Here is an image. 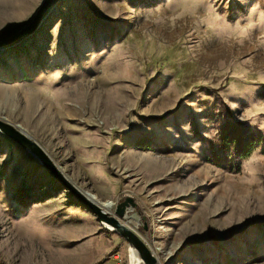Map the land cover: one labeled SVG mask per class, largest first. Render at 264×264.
Listing matches in <instances>:
<instances>
[{
    "label": "rangeland",
    "instance_id": "obj_1",
    "mask_svg": "<svg viewBox=\"0 0 264 264\" xmlns=\"http://www.w3.org/2000/svg\"><path fill=\"white\" fill-rule=\"evenodd\" d=\"M44 1L0 0V41ZM228 115L264 134V0H62L0 51V121L112 202L109 217L132 199L121 223L159 264H264L248 251L264 224V149L238 172L207 161ZM132 250L0 132V264H132Z\"/></svg>",
    "mask_w": 264,
    "mask_h": 264
},
{
    "label": "water",
    "instance_id": "obj_2",
    "mask_svg": "<svg viewBox=\"0 0 264 264\" xmlns=\"http://www.w3.org/2000/svg\"><path fill=\"white\" fill-rule=\"evenodd\" d=\"M61 1L62 0H45L42 6L38 9L32 22L25 29H23L16 36L0 41V51L12 49L28 40L35 32L38 31L42 24L54 14ZM0 132L11 138L24 150L35 156L42 166L47 168L53 176L57 177V179L63 183L65 188L73 192L79 202H83L90 207L100 223L107 224L112 227L114 232H117L128 244L133 247L143 264H159L157 257L153 254L146 243L134 231L121 223V220L127 216L128 208H130V206L135 207V203L132 199H126L125 202L118 206V218L109 217L108 213H106L101 206L94 203L87 195L79 192L65 179L38 144L33 142L12 125L5 124L1 121Z\"/></svg>",
    "mask_w": 264,
    "mask_h": 264
},
{
    "label": "trees",
    "instance_id": "obj_3",
    "mask_svg": "<svg viewBox=\"0 0 264 264\" xmlns=\"http://www.w3.org/2000/svg\"><path fill=\"white\" fill-rule=\"evenodd\" d=\"M222 118L224 120L220 122V125L217 124L219 128L215 140L211 141L208 147L207 161L223 169L238 172L242 163L249 159L254 152L264 149V134L248 125L236 122L230 115L222 116ZM251 227L255 228L261 237L257 244L258 250L248 248L249 255L254 261L264 260V224L253 223ZM246 233L233 234L227 239L214 242L216 246L224 245L236 240L237 237H244L247 235ZM219 262L221 263V261Z\"/></svg>",
    "mask_w": 264,
    "mask_h": 264
},
{
    "label": "bare ground",
    "instance_id": "obj_4",
    "mask_svg": "<svg viewBox=\"0 0 264 264\" xmlns=\"http://www.w3.org/2000/svg\"><path fill=\"white\" fill-rule=\"evenodd\" d=\"M23 131H25L23 128H21ZM94 203L100 205L104 209L111 210L114 207V204L112 202H106V203H100L97 199V197L93 194L87 195ZM106 228L109 230L113 231V228L110 227L107 224H103ZM131 256H132V264H143L140 258L138 257L137 253L135 250L131 251Z\"/></svg>",
    "mask_w": 264,
    "mask_h": 264
},
{
    "label": "crops",
    "instance_id": "obj_5",
    "mask_svg": "<svg viewBox=\"0 0 264 264\" xmlns=\"http://www.w3.org/2000/svg\"><path fill=\"white\" fill-rule=\"evenodd\" d=\"M113 260L116 262V264H119L118 261L116 259L113 258Z\"/></svg>",
    "mask_w": 264,
    "mask_h": 264
}]
</instances>
